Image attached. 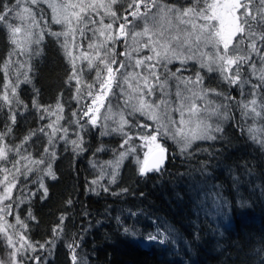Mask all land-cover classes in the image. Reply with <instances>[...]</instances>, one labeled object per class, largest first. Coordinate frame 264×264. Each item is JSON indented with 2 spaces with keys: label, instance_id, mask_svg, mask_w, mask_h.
<instances>
[{
  "label": "snow or ice",
  "instance_id": "snow-or-ice-1",
  "mask_svg": "<svg viewBox=\"0 0 264 264\" xmlns=\"http://www.w3.org/2000/svg\"><path fill=\"white\" fill-rule=\"evenodd\" d=\"M37 8L42 13L40 20H45L50 10V22L39 23ZM50 24L59 25L61 30L53 31ZM0 30L7 31L12 45L9 60L0 64L4 74V82L0 84V113L8 109L7 121L0 129V163L12 164L11 168L0 167L3 174L0 242L9 249L8 259H0V264H51L33 254L46 250L49 256L53 255L55 243L61 239L67 241L71 264H87L78 253L80 245L75 239L68 241L64 235L63 216L52 229V239L34 243L27 235L28 221L37 220L29 201L36 196L48 199L45 178L56 179L52 162L57 157L54 150L57 141L70 142L73 152L79 154L84 151L80 133L90 131L89 126L102 129L101 136L117 134L122 138L116 158L106 166L101 165L99 177L91 182L103 187L105 192L109 188L99 182L110 176V182L115 183L118 169L129 157L135 158L139 176L159 172L166 158L161 137L173 140L181 154L188 153L196 141L219 138L216 133H222L223 128L212 122L213 117L230 118L231 104H216L210 97H223L229 102L235 98L222 88L206 86L204 71L218 73L229 89L236 88L241 97H250L236 104L241 118L252 123L245 129L237 122V127L264 149V123L258 125L264 121V96L260 95L264 91V0H191L189 4L168 3V0H0ZM88 32L91 37L87 36ZM46 34L56 37L68 61L66 83L74 87L72 99L77 104L72 112L75 119L69 120V125L74 124L80 131L73 133L76 139L69 140V128L60 123L65 119L63 103L58 101L54 107H45L34 97L32 107L40 112L39 119L48 123L30 130L19 143L12 144L7 138L13 135L17 124L15 106L22 103L17 90L20 84L31 83L32 66L28 60L12 61L11 56L40 55L42 49L33 46L41 45ZM77 37L89 41L88 51L81 50L79 55L73 51L82 49ZM118 41H122L123 51H116ZM77 61L82 65L86 62V69L78 67ZM176 62L179 67L175 70L169 67ZM190 63L198 65V69L190 67ZM13 64L18 67L13 68ZM85 70L95 71V77L85 80ZM10 71L16 74L15 82ZM173 82L175 101L170 99ZM117 90L124 98L123 107L114 112L111 97L117 95ZM173 113L179 114V120ZM129 128L137 129L135 135ZM38 134L47 137V146H43L39 158H33L26 145ZM140 149H146L143 159L139 158ZM97 151L104 149L100 147ZM106 168H111V173ZM30 174H35L34 178ZM21 182L23 188H19ZM28 182L38 186L35 192L27 188ZM14 189L22 195L15 196ZM26 191L29 195H24ZM24 203H29V208L27 216L22 218ZM172 232L167 227L164 231L158 228L146 239L160 245L174 243ZM124 233L137 235L128 227Z\"/></svg>",
  "mask_w": 264,
  "mask_h": 264
},
{
  "label": "trees",
  "instance_id": "trees-1",
  "mask_svg": "<svg viewBox=\"0 0 264 264\" xmlns=\"http://www.w3.org/2000/svg\"><path fill=\"white\" fill-rule=\"evenodd\" d=\"M168 3L189 4L191 0ZM33 47L42 51L29 56L31 83H22L17 90L22 103L15 106L17 124L7 138L12 144L44 123L32 107L34 97L45 107L60 101L66 110L72 103L73 87L66 83L70 67L61 46L45 35L41 45ZM11 52L7 31L0 30V64L9 60ZM235 91L231 89L235 99L230 115L235 119L223 127L218 139L196 143L184 154L165 146V163L159 172L141 177L131 170L130 178L122 172L115 183L106 186L108 192L94 189L92 169L93 163H105L107 157L101 153L116 149L115 138L102 139L97 129L90 128L83 152L76 154L70 145H59L52 162L56 179L45 178L49 198L36 196L29 201L37 220L28 221V237L34 243L52 239V229L63 216L64 235L80 245L78 253L87 264H264V149L237 127L239 122L246 129L252 121L241 118L236 101L242 99ZM7 117L5 108L0 113V129ZM43 146L45 138L38 134L26 148L33 158H39ZM100 147L104 151H97ZM4 166L11 168L12 164L0 163ZM23 187L21 182L19 188ZM37 187L27 184L33 192ZM14 195L22 193L14 189ZM29 203L21 205L22 218L27 216ZM125 227L137 235L125 234ZM165 227L173 230L174 243L147 241L149 233ZM66 242L56 241L51 256L46 250L33 255L51 264H71Z\"/></svg>",
  "mask_w": 264,
  "mask_h": 264
},
{
  "label": "rangeland",
  "instance_id": "rangeland-1",
  "mask_svg": "<svg viewBox=\"0 0 264 264\" xmlns=\"http://www.w3.org/2000/svg\"><path fill=\"white\" fill-rule=\"evenodd\" d=\"M47 12H48L47 18L45 20H40V16L42 15V13L40 12V9L39 8L36 9L37 20L39 21V23L41 25L45 24L46 22H50L51 12H50V10H47ZM97 19H99V18H97ZM105 22H108V18L107 17H105ZM14 23H19V22L18 21H15ZM140 24H141V27H142V22H140ZM50 27H51V29L53 31H60L61 30L59 25L50 24ZM91 35H92L91 32H88L87 33V36L88 37H91ZM47 36H49V35H47ZM50 39L52 40V42L57 43L56 37L50 36ZM63 39H64L63 37L60 38L61 42H63ZM77 39L80 40L79 37H77ZM99 39L102 40L103 38L100 37ZM80 42L82 44V49H73L75 55H79V52L81 50L88 51L87 44H88L89 41L87 39H83V40H80ZM57 44L60 46V43H57ZM118 45L120 47H118ZM122 46H123L122 41H118L117 44H116V51L117 52L123 51ZM120 58L121 59H124V57H120ZM11 59H12V61H24V60H28V62H29V54H25V55H22V56L21 55H14V56L11 57ZM77 66L78 67L84 66L85 69H86V62L82 65L81 61H77ZM189 66L190 67H194L196 69H198V67H199L198 65H194V64H191V63H190ZM15 67H18V64H13V68H15ZM169 67L172 68L173 70H175V68L179 67V64H178V62H176V63H173L172 65H169ZM10 72H11L12 78H14L13 79V82H15V76H16V74H15L14 71H10ZM188 74L189 73H184V75H188ZM203 75L206 77L205 82H204L206 86L218 87V88L224 89L225 91L231 92V89H229L228 85L227 84H223V82L220 81L219 74L218 73H208V72L204 71L203 72ZM94 77H95V71L88 72V71L85 70V73H84V79L85 80H90V79H92ZM209 77H212V78H209ZM232 89H234V91L236 90L235 92H237V94L240 96V98L242 100H247V99L250 98L249 96L241 97L240 92H239L238 89H236V88H232ZM172 92H173V95L170 97V99H172L173 101H175L176 100V97L174 95V92H175V82H173V84H172ZM73 94H74V87H73L72 96H73ZM157 95H159V94L157 93ZM123 99L124 98L120 96L118 90H117V95L111 97V104H112V107H113V111L114 112H119L120 111V108L123 107ZM149 99H153V98L152 97H149ZM210 99L213 100L216 104L221 103V102L226 103V104L230 103L231 106L228 109V111H229V115H231V113L233 111L232 110V106L234 104V100H232L231 102L224 101L223 100V97H215V96L210 97ZM197 103H202V102L197 101ZM118 105H119V107H117ZM76 108H77L76 101L72 99V103L70 104V106L68 107V109H66V110L64 109L63 115H64L65 119L60 122L62 126L69 128V133H68V139L69 140L76 139V136L73 133L80 131L78 128L75 127L74 124L69 125V120H74L75 119L74 117H72V112L74 110H76ZM102 111H104V110L102 109ZM172 115H173V117L176 120H179V114L178 113H173ZM116 118L118 119V117H116ZM52 119H55V117H52ZM126 119H129L131 121L132 120V117L126 116ZM140 119H143V118L141 117ZM43 122H44L43 124H47L48 123V120H43ZM212 122L213 123H219L222 126V128H223L226 124L231 123V118H229V119H217L216 117H213L212 118ZM107 123L111 124L112 121H108ZM248 124H250V122H248ZM89 128H91V126H89ZM91 129H97L98 132H99V133L97 132V134L102 139L115 138L117 140V147H116V149H112L111 151L108 150V152L105 153V154L104 153H101L102 156L107 157L105 163L99 164V165L96 164V167H93L92 174H93L94 179H97L99 177V175H100V172H99L100 166L101 165H105L106 166L107 165V162L114 160L116 158L117 153L121 150L120 149V143H121V139L122 138L119 135H117V134H112V135H107V136H101L100 135V131L102 129H100V128H91ZM128 130L130 131L131 134H135L137 132V129H135V128H129ZM89 133H90V131H85V132H81L80 133L81 136L83 137V142L86 141V138H87V136H88ZM216 135L219 136L220 133H216ZM42 137L45 138V146H47V137H45L43 135H42ZM135 142H140V141L137 140ZM160 142L162 143V145L164 147L165 146H169L172 149L177 150L179 152V148H178L177 144L173 140H171V139H169L167 137H161L160 138ZM199 142H210V141H204V140H202V141H196V142L193 143V145L196 144V143H199ZM61 144L62 145H70L73 148V146H72V144L70 142L69 143H65L64 141H57L54 150L56 151L57 148L59 147V145H61ZM145 151H146V149H140L139 150V158L140 159H143V154H144ZM137 169H138V164L136 163L135 158L134 157H129V158H127L123 162V164L121 165V167L118 169V174L116 176V179H117V177L122 172H124V174H126V177L127 178H130L129 175L132 174V173H130V171L132 170L133 172L136 173ZM106 171L108 173H111L112 169L111 168H106ZM32 175H35V174H30V176H32ZM94 179H92V180H94ZM99 183L101 185H103V186H110V184H113V183L110 182V176H106ZM95 186L97 188L103 189V187H98L97 185H93L94 189H95ZM13 220H11V221L14 222ZM8 252H9V249L2 242H0V259H3V260L6 261L8 259Z\"/></svg>",
  "mask_w": 264,
  "mask_h": 264
},
{
  "label": "water",
  "instance_id": "water-1",
  "mask_svg": "<svg viewBox=\"0 0 264 264\" xmlns=\"http://www.w3.org/2000/svg\"><path fill=\"white\" fill-rule=\"evenodd\" d=\"M164 163H165V161H164ZM163 166H164V164L162 165L161 169L163 168ZM154 172H156V171H154Z\"/></svg>",
  "mask_w": 264,
  "mask_h": 264
}]
</instances>
